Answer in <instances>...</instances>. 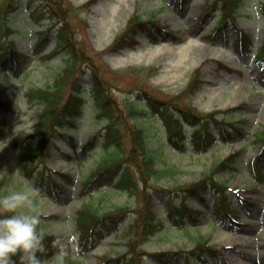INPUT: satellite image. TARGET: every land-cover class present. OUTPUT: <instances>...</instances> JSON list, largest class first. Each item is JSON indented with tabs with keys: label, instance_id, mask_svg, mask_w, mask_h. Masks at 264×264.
I'll return each instance as SVG.
<instances>
[{
	"label": "rangeland",
	"instance_id": "374dc122",
	"mask_svg": "<svg viewBox=\"0 0 264 264\" xmlns=\"http://www.w3.org/2000/svg\"><path fill=\"white\" fill-rule=\"evenodd\" d=\"M8 1L0 0V5H5ZM69 1L75 7V14L72 12L66 17L73 31L71 34L85 39L89 45L86 47L87 52L101 65L99 76L108 86L105 87L108 93L112 95L115 107L112 118L118 121L125 151L130 150L132 146L134 125H137L134 117L129 115L126 116L128 120H119L122 116L120 110L125 106L127 95L134 94L131 99L139 100L141 95H144L140 90L143 88L156 98L173 99L172 94L179 93L185 86V92L187 91L188 82L196 71L200 73L203 87L193 98L194 107L196 105L203 113L227 109L228 111L223 113L217 112L215 117L224 115L227 119L236 121L246 132L240 134L237 131L229 143L220 139L210 147L196 150L190 136L193 126L190 120L185 122L189 135L185 147L179 149L172 143L162 148L159 145L164 139V123L160 111L151 108L150 118L137 120V123L147 126V146L155 154V166L161 169L170 168L162 177L151 179L152 186L149 187L148 193L152 194L151 208L155 215L166 211L169 199L176 203L184 194L189 193L181 186L199 180L216 163L236 150H240L237 172L230 175V170H220L216 173V178L226 181L229 187L239 190V194L247 199L243 206L236 201L235 195L230 193L238 221L234 222L228 218L217 220L214 215L213 195L208 190L201 193L193 190L188 196L190 206L200 210L199 221L190 220L188 223L194 228L188 231L177 228L175 231L161 234L157 239H151L141 247L143 254L140 253L138 259L142 260L143 264H184L185 252L194 246L199 235H204L210 237L211 244L217 248L214 254L206 255L205 264H264V253L260 254L259 260H255L252 246L245 245L247 239L241 237L252 238L264 227V153H261L260 143L254 141V134L264 127V66L256 57L264 44V15L258 10V3L264 0H243L238 8L237 27L249 38V44L241 51L234 46L235 41H239L238 29L233 24L228 26L224 40L209 37L219 14L215 10L200 23V11L205 7V0ZM47 2L52 3L51 0ZM14 4L19 6L20 12L8 14V21L15 31L5 40L14 42L16 49L23 53L21 58L25 62L16 63L12 53H8L6 64L0 63V99L13 101L11 109H0V119L3 120L5 129L0 136V179H7L1 192L7 200L15 199L17 202L29 203L27 209L19 212L21 217L37 210V205L40 213L46 215L41 222V230L52 236L54 244L59 247L63 256L68 257L73 264H99L101 256L116 258L125 251L127 239L124 232L132 223V213L123 217L119 230L114 222L110 223L104 226L97 238L91 242L79 245L77 234L73 233V215L86 203V196L81 192L83 184L85 185L84 175H87L104 155L99 150L100 141H92L95 131H105V123L94 117V101L91 96L83 98V112L77 116L74 124L65 122L64 127L59 130L62 134H55L53 140L46 141L49 146L46 167L61 173H71L67 182L59 178V181L64 183L61 190L57 189L58 197L51 198L37 193L33 186L34 178L25 172L24 167L27 164L23 156L26 147H20L16 142L21 136L27 135L26 138H29L30 134L35 133L43 108L39 103L32 105L26 92L31 87L52 84L58 71L65 67L68 53L62 50L60 53L49 55L56 46L58 26L50 23L47 12L35 10L38 1L16 0ZM34 10L40 15L33 16ZM135 11L141 13L145 19L151 17L174 29L177 31L176 36L163 35L157 26L151 24L147 32L139 33L140 43L135 48H126L119 53L111 51L113 46L110 44L116 34L125 28ZM51 25L52 33L43 41L41 47L44 51L39 53L36 45L41 41L42 32ZM114 29L116 33L111 38L110 34ZM213 34L215 35V32ZM149 46L155 48L156 53L149 51ZM124 52L131 53V56L123 55ZM172 54L178 58L177 61L168 59ZM82 62L80 59L76 65V73L72 79L79 83L81 88L85 87L83 91H88L87 87L92 85L93 76L91 70ZM141 68L147 69L145 75L140 74ZM137 78L140 79L139 82ZM70 89H66L62 102H65ZM181 95L184 102L188 101L187 92ZM231 107L236 110L230 109ZM147 119L155 122H148ZM212 123L210 129L220 128L214 121ZM34 138L36 141L37 134ZM34 138L28 140L34 143ZM259 154L257 169L262 173L261 177L254 174L253 164L250 162ZM94 195L95 200L103 199L101 209L104 213L140 203V196L128 195L126 191L115 189L95 190ZM201 197L205 201H202ZM173 225L177 227L175 222ZM13 232L17 243L22 246L26 241L19 224L14 226ZM5 233V222L0 221V238L4 237ZM9 240H12L11 237ZM9 245L11 246V243ZM159 252L168 255L158 258L151 254ZM7 256V250H3L0 245V261L5 260ZM24 257L26 264H55L54 259L33 258L30 248L26 249Z\"/></svg>",
	"mask_w": 264,
	"mask_h": 264
},
{
	"label": "trees",
	"instance_id": "16d2710c",
	"mask_svg": "<svg viewBox=\"0 0 264 264\" xmlns=\"http://www.w3.org/2000/svg\"><path fill=\"white\" fill-rule=\"evenodd\" d=\"M16 0H9L5 5H0V46L2 47V53L0 55V61L4 63L6 51L11 49L14 46L13 42L6 43L2 42V38L5 34H8L11 31L9 24L4 21L3 15L6 16L8 10H17V6L14 5ZM32 1V0H28ZM46 0L38 1V8L40 12L49 13L51 19L56 20L58 17L62 18L65 22V29L60 30L59 33V44L57 52L61 48L67 49L69 53L68 59H66V66L58 71L54 81L52 84H49L45 87H32L28 90L27 95L31 102L39 103L43 105L41 116H40V138L36 143L35 152L27 153L25 158L29 159V164L26 165V172H31L35 168V160L36 158L41 157L43 161L45 160V155L48 154L46 147V138L52 136L53 133H56L59 128L62 129L65 122H69L73 124V120L76 117V114L83 112V104L82 97L83 94L80 92V86L76 85L74 79H72L73 73L75 72V66L78 64L80 59L83 62L88 64V67L91 69L93 74L94 88L93 95L95 98V106H97L100 111L98 115H107L108 118H112V108L110 107L109 97L102 91L100 85L103 81H101L100 68L101 65L94 60L92 55L87 52L86 47H89L87 42L75 41V37H73L71 26L69 25L70 21L66 18L70 13L75 14V7L72 2L69 0H51L52 4H44ZM209 6L208 9H205L202 12V17L208 16V12L214 10L216 7L221 9L224 14L220 26H218L215 31L218 32L221 28L225 31L226 26L228 24V18H231L234 24H236V13L237 9L243 3L242 0H207ZM260 10L264 12V3L260 4ZM18 12V11H17ZM35 10L33 11V15L35 14ZM36 15V14H35ZM34 15V16H35ZM34 19H36L34 17ZM82 22V20H80ZM147 21L144 20L140 13H134L128 20L127 26L124 30L119 33L115 39L116 46H119L120 43H128L127 38L133 39L134 34H136L137 30L143 28L146 25ZM160 28V27H159ZM67 30V31H65ZM161 30H163L161 28ZM238 41L236 43V47L242 49L244 43L248 42V39L245 33L238 29ZM225 32L222 33L224 35ZM45 36V35H44ZM43 36V38H44ZM121 44L120 46L124 45ZM15 47V46H14ZM120 48V47H119ZM259 59L264 58V46L261 48L259 54ZM197 71L195 73V76ZM190 85V90L197 89L198 86V78L197 76L193 78ZM71 88L68 97L65 102L62 103V97L64 96L66 89ZM80 87V88H79ZM78 92V95H74L72 92ZM130 99H126L125 104L131 105L130 111L133 114L134 118L143 116L144 109H147L145 105L138 106L137 104L131 103ZM130 103V104H129ZM11 103L2 102L0 99V107L9 108ZM127 105V106H128ZM152 106L157 105L154 102L151 103ZM183 108V112L186 117L191 116L195 120L200 119V124L193 128L192 134L195 137V146L199 148L201 145L207 144V141L212 140V134L208 131L209 126L211 125L208 117H204L197 112L188 111V105H185ZM190 112V113H189ZM140 115V116H139ZM139 116V117H137ZM209 118H213L214 115L210 114ZM53 120V121H52ZM69 120V121H68ZM165 123L167 129L169 130V134L176 138L177 141H183L186 136V132L182 127V117L178 116L177 118L174 115L169 114L165 117ZM216 120V119H213ZM1 122V119H0ZM227 122V121H224ZM233 124V122H231ZM230 123V124H231ZM106 132L103 137V146L102 150L108 152L105 156L102 157L101 162L98 164L96 170L91 175L90 181H92L93 185H102L105 182L110 181L113 182L111 188L121 191H127L130 195L140 196V203L137 204V207L132 210L133 212V222L130 226V229L125 233L128 242V252L124 254L122 257L117 258V262H122L123 264H141L140 259L136 256L140 254L139 248L143 243L148 241L150 237L157 235L156 232L159 229L160 222L159 219L151 211L150 207L152 204V197L148 193V189L152 186L151 179H158L163 176V174L167 173L170 168L159 169L155 166V154L151 152V150L147 146L146 138L148 137L147 130L142 125H137V128L133 131V145L129 152L123 158V161L126 163L124 167L121 168L119 172V176H115L117 170L120 168L122 163L119 162V157L123 151V140L119 133L116 120L114 118L108 120V124L105 126ZM1 130V126H0ZM60 134V133H59ZM257 139L261 140L264 144V129L256 134ZM214 139V138H213ZM23 140V139H22ZM24 142L21 141L20 144ZM23 144V143H22ZM237 156V153L230 155L229 158L224 159L218 162L211 169L210 172L204 174V177L198 181H194L189 184H185L181 187L187 186L186 190H195L196 188H204L208 182H214V173L218 169H225L226 167H233L234 158ZM37 180L36 187L40 190V187L43 185L44 176L39 174ZM7 179H0V218H8L17 212L19 208H22L23 203L16 202L15 199H11L9 201L6 200L4 193L1 192L2 188L5 186ZM54 181V180H53ZM142 183V185L140 184ZM215 183V182H214ZM217 188V194L223 193V199H227L225 191L221 189L224 187L219 183H215ZM185 188V187H184ZM221 195V194H220ZM222 200L221 203H225ZM25 205H29V203L24 202ZM188 200L184 197L178 205L170 204L169 208V217L171 219L179 218L182 221L183 216L195 219L197 217V211L193 209H187ZM217 210L220 212V204L218 201L216 203ZM226 211V214H230V209H228L227 203L223 204ZM37 210H34L32 214L33 220L32 223L33 231L29 230L30 237L36 241L37 243H41L42 248L38 250L40 254H43L45 251V256H56L58 252H56L54 247L50 244V237L40 232L39 230V209L37 205L35 206ZM222 207V209H224ZM125 208L119 207L118 211L124 213ZM185 211H189L185 214ZM2 213V214H1ZM105 215L104 212H101V209L97 207H93L89 205L78 212L75 216L76 221V231L81 232L82 239L85 240L87 238L92 239L93 234L96 231V228L103 222ZM120 215H115L117 219ZM30 221L32 219H29ZM45 240V243L42 242ZM209 244V238L204 235H199L198 240L196 242L195 247L189 253L191 255H196L197 259H202L204 252L206 250H210L211 247ZM46 253L48 255H46ZM65 260V259H64ZM4 264H14L11 259H8Z\"/></svg>",
	"mask_w": 264,
	"mask_h": 264
},
{
	"label": "bare ground",
	"instance_id": "6f19581e",
	"mask_svg": "<svg viewBox=\"0 0 264 264\" xmlns=\"http://www.w3.org/2000/svg\"><path fill=\"white\" fill-rule=\"evenodd\" d=\"M115 33H116V30L114 29L113 32L110 34V37L111 38L114 37ZM154 53H155V51H154ZM123 55L131 56V53L124 52ZM168 59L171 61H177L178 58L173 57V54H172V55H170V57H168ZM241 237L244 239H247L245 242V245H251L252 246L253 251H254V259L259 260L261 257L260 254L264 253V248L262 249V247L264 246V241H257V240L264 239V227L256 236H253L252 238L248 239L246 236H241Z\"/></svg>",
	"mask_w": 264,
	"mask_h": 264
}]
</instances>
